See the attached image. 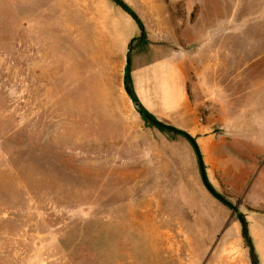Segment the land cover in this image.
Instances as JSON below:
<instances>
[{
    "label": "rangeland",
    "instance_id": "rangeland-1",
    "mask_svg": "<svg viewBox=\"0 0 264 264\" xmlns=\"http://www.w3.org/2000/svg\"><path fill=\"white\" fill-rule=\"evenodd\" d=\"M120 1L207 76L229 150L205 173L244 225L128 97L127 11L0 0V264H264V0Z\"/></svg>",
    "mask_w": 264,
    "mask_h": 264
},
{
    "label": "crops",
    "instance_id": "crops-1",
    "mask_svg": "<svg viewBox=\"0 0 264 264\" xmlns=\"http://www.w3.org/2000/svg\"><path fill=\"white\" fill-rule=\"evenodd\" d=\"M127 23L125 64L128 60L130 86L139 105L158 121L190 134L204 167L216 159L217 149L224 147L227 154L228 146L220 144L213 133L214 126L227 120L213 114L218 97L210 95L211 86L204 72H198L194 80L185 53L161 43H146L140 38V27L129 18ZM218 108L221 113L229 107Z\"/></svg>",
    "mask_w": 264,
    "mask_h": 264
},
{
    "label": "water",
    "instance_id": "water-1",
    "mask_svg": "<svg viewBox=\"0 0 264 264\" xmlns=\"http://www.w3.org/2000/svg\"><path fill=\"white\" fill-rule=\"evenodd\" d=\"M140 115H142L148 122L152 123L153 125H155L156 127L158 128H161V129H165L167 131H170L172 133H176V134H179L181 135L183 138H185L190 146L192 147V150L196 156V159H197V164H198V168H199V173H200V177H201V180H202V183L203 185L205 186V188L207 189V191L212 194L214 197H216L218 200L222 201L223 203H225L228 207H230L237 215L238 217V220L240 222V224L244 225V220H243V216L238 212V209L231 205V203H229L228 201H226L221 195H219L213 188L212 186L210 185V183L208 182L207 180V177H206V173H205V168H204V164H203V161H202V157H201V154H200V151H199V148H198V145L195 141V139L190 135L188 134L187 132L185 131H181L175 127H172L170 125H167V124H164L160 121H158L157 119H153L151 118L148 114L146 113H143L142 111H138Z\"/></svg>",
    "mask_w": 264,
    "mask_h": 264
},
{
    "label": "trees",
    "instance_id": "trees-1",
    "mask_svg": "<svg viewBox=\"0 0 264 264\" xmlns=\"http://www.w3.org/2000/svg\"><path fill=\"white\" fill-rule=\"evenodd\" d=\"M114 1L116 4L120 5L125 11H127L136 21V23L139 25V27L141 26L139 20L136 18V16L134 15V13L124 4L122 3L120 0H112ZM141 30V36H143V31L142 28L140 27ZM123 85H124V89L128 95V97L130 98V100L132 101V103L137 107L138 111H142L143 113L148 114L151 118L155 119L153 116H151L149 113H147L138 103V101L136 100L134 93L131 89L130 86V81H129V76H128V60L126 62V68H125V72H124V76H123ZM161 129V128H160ZM253 260V259H252ZM253 264H256L254 261H252Z\"/></svg>",
    "mask_w": 264,
    "mask_h": 264
},
{
    "label": "built area",
    "instance_id": "built-area-1",
    "mask_svg": "<svg viewBox=\"0 0 264 264\" xmlns=\"http://www.w3.org/2000/svg\"><path fill=\"white\" fill-rule=\"evenodd\" d=\"M202 119L200 118L199 121H201Z\"/></svg>",
    "mask_w": 264,
    "mask_h": 264
}]
</instances>
